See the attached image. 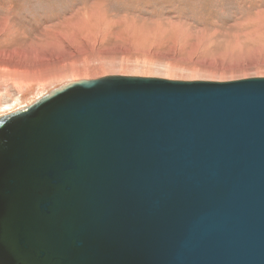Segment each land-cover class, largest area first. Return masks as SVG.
Here are the masks:
<instances>
[{"label": "water", "instance_id": "obj_1", "mask_svg": "<svg viewBox=\"0 0 264 264\" xmlns=\"http://www.w3.org/2000/svg\"><path fill=\"white\" fill-rule=\"evenodd\" d=\"M0 264H264V78L112 75L0 117Z\"/></svg>", "mask_w": 264, "mask_h": 264}, {"label": "rangeland", "instance_id": "obj_2", "mask_svg": "<svg viewBox=\"0 0 264 264\" xmlns=\"http://www.w3.org/2000/svg\"><path fill=\"white\" fill-rule=\"evenodd\" d=\"M0 117L120 75L264 78V0H0Z\"/></svg>", "mask_w": 264, "mask_h": 264}, {"label": "bare ground", "instance_id": "obj_3", "mask_svg": "<svg viewBox=\"0 0 264 264\" xmlns=\"http://www.w3.org/2000/svg\"><path fill=\"white\" fill-rule=\"evenodd\" d=\"M18 53H19V51H17V50H13V51H9L8 50V51L1 52L0 56H2V57H12L14 55H17ZM75 82H77V81H75Z\"/></svg>", "mask_w": 264, "mask_h": 264}]
</instances>
